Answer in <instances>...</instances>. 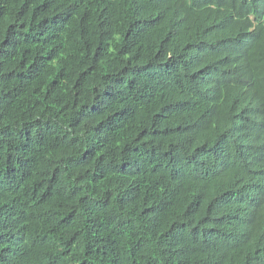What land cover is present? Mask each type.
Returning <instances> with one entry per match:
<instances>
[{"label":"trees","instance_id":"obj_1","mask_svg":"<svg viewBox=\"0 0 264 264\" xmlns=\"http://www.w3.org/2000/svg\"><path fill=\"white\" fill-rule=\"evenodd\" d=\"M0 264H264V0H0Z\"/></svg>","mask_w":264,"mask_h":264}]
</instances>
